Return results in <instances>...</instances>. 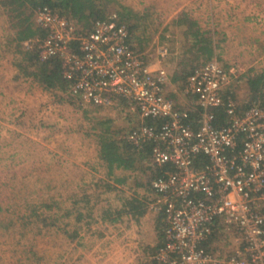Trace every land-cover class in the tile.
<instances>
[{
	"label": "built area",
	"instance_id": "obj_1",
	"mask_svg": "<svg viewBox=\"0 0 264 264\" xmlns=\"http://www.w3.org/2000/svg\"><path fill=\"white\" fill-rule=\"evenodd\" d=\"M34 20L45 35L23 47L36 44L41 62L60 59L67 96L82 108L126 102L139 124L119 138L136 147L152 142L151 164L171 165L151 182L157 200L148 209L162 210L165 218V240L153 258L159 264H264V108L238 110L223 94L231 78L216 58L191 71L182 93L192 100L177 105L164 91L167 72L152 69L131 47L116 13L90 29L47 6ZM215 108H223L224 124H215ZM192 111L196 128L188 121ZM216 219L235 243L231 252L208 247Z\"/></svg>",
	"mask_w": 264,
	"mask_h": 264
},
{
	"label": "rangeland",
	"instance_id": "obj_2",
	"mask_svg": "<svg viewBox=\"0 0 264 264\" xmlns=\"http://www.w3.org/2000/svg\"><path fill=\"white\" fill-rule=\"evenodd\" d=\"M117 2L120 6H127L134 13L147 17L150 24L147 29L153 30L159 26V30H162L166 22L178 16L173 12L185 4L188 16L182 18V23L176 26L169 22L163 33L166 35L165 40L158 41L155 38V42L165 48L171 44L173 53L174 48L178 51L177 54L169 55L171 58L169 67L168 57L161 60V65L167 70L169 78L174 76L172 71L174 65L186 62L183 53L179 52V46L183 45L185 40L188 45L189 34L210 31L215 27L214 24L217 26L216 30L224 32V35L222 33L216 35V40H221L216 49V56L220 61L216 59L223 66L225 64V68H233V71H229L230 78L233 79L235 76L239 78L241 72L249 73L246 70L253 57L257 61L254 64H258L254 68L264 70L263 49H258L249 58L251 52L249 44L238 46L233 40L234 32H241L244 39L249 37L253 30L249 25L255 28V32L260 30L264 32V0H117ZM253 4L257 13L252 12ZM216 8H226L229 12L219 14ZM219 18H222L223 22L218 21ZM243 18H253L255 23L247 22ZM6 20L0 8V264H125L122 260L123 254L117 245L121 237L134 230L130 225L135 226L137 222L128 221L124 216L127 213L125 212L121 215L122 222L111 224L110 228L107 226L109 224L102 221L101 214L106 210L111 212L120 210L124 200L129 196L128 192L131 191L127 187H124V191L118 189L119 185L115 183L116 187L109 190L97 188L99 192L87 186L79 187V177L86 178L88 172L78 170L79 166L76 163L77 160L82 159L80 162L85 160L84 157L91 151L88 145L83 153L77 151V147L90 145L95 141V138L88 135L93 134L89 130L90 125L88 126L89 116L101 117V120H107L110 116L111 120H115L116 126L125 120H117L107 112L93 114L89 112L90 109H81L75 100L72 101L63 92L54 90L43 92L41 86L31 77L17 79L22 76L17 75L18 69L15 65L17 55L13 53V47L6 44L4 38L10 30ZM143 31L146 32L145 27H141L140 36ZM149 32H146L147 35ZM259 37L263 38L261 44L263 45L264 33ZM157 57L161 59L158 55ZM246 79L247 77L239 81V98L246 96ZM186 97L184 95V98ZM42 102L54 105L51 111L46 109L47 105H42ZM174 103L182 106L175 101ZM39 105L42 106L39 108ZM48 111L50 114L46 115ZM61 114L66 117L61 118ZM93 125L95 124H91ZM76 126L77 130L74 129ZM100 127L103 132L102 126ZM121 128L123 131L129 129L126 125ZM78 143L82 145L77 146ZM102 178L101 171L95 172V179ZM144 192L139 191L141 194ZM147 194L149 197L147 201L155 204L157 194L153 190ZM84 195L88 196V206L92 208L89 210L93 215L91 224L89 218L73 220L79 212L86 213V209L83 208ZM47 198L57 202L55 204L53 202L48 210L41 208L42 201ZM77 200L79 202L74 204ZM31 205L42 210L40 217L47 219L39 223L24 219L20 210L28 212ZM68 210L71 211V217L65 216ZM153 212L155 211L151 209V213ZM153 218L154 216L149 215L146 225H141L149 237L155 235L152 233ZM64 228L70 232L76 230L78 236L72 240L64 232ZM108 229L119 235L108 234ZM135 233L138 234L136 231ZM225 237L226 239L224 234L219 232L216 238L208 243L209 249L231 252L235 243L230 240L229 234L228 238ZM94 240H99L102 246L98 253L99 257L94 256L92 249Z\"/></svg>",
	"mask_w": 264,
	"mask_h": 264
},
{
	"label": "trees",
	"instance_id": "obj_3",
	"mask_svg": "<svg viewBox=\"0 0 264 264\" xmlns=\"http://www.w3.org/2000/svg\"><path fill=\"white\" fill-rule=\"evenodd\" d=\"M44 6L49 7L54 12L65 16L69 20L75 22L76 26L80 28L90 29L92 24L97 19L106 17L109 13H116L118 21L127 27L128 31V42L133 49L136 51H143L147 48L148 43L151 42L149 39L141 40V36L138 33L141 27L147 28V19L137 13H134L132 9L127 6H120L117 0H0V8L5 14L7 24L10 30L13 31V37L8 45L14 47L15 55H17V61L15 65L18 69V73L22 77H31L37 84H39L44 90L58 89L67 95L68 83L63 78L61 73V62L58 57H53L47 61L41 62L38 59V51L36 44L30 50L23 49V42L30 38H42L45 35L43 29L35 26L34 16L38 8ZM184 15H179L177 25L182 23ZM190 38H188L187 50L189 56L186 62H180L177 66L179 75L177 78L184 85L187 76L191 71L199 66L203 60H209L214 57L213 48V37L210 31L203 30L193 32ZM220 61V59H218ZM239 80H235L231 85L223 90L225 96L229 95L237 104L238 110L247 109L250 106H260L264 108V71L255 73L253 76H248L247 92L245 98H239L238 90L240 88ZM69 99H71L69 97ZM215 124L221 125L226 121V116L223 108H215L213 110ZM189 122L193 120V127L198 126L197 112L192 111L189 115ZM151 123V120L147 121ZM100 126L105 128V133L110 132L106 130L108 123H100ZM116 134L120 133L116 131ZM100 158L104 161L106 168H108V175H112V170L115 164H120L123 168L131 170V177L137 180L138 174H143V177L138 180L139 186L145 189H151V182L158 176H160L165 169H171L169 163L163 167L153 165L150 162L152 142H145L142 146L136 147L124 140L116 139L110 141H101ZM199 160L205 161L204 155L200 154L197 156ZM137 173V174H134ZM116 183H123L125 180L122 177L113 178ZM110 183L107 184V189H110ZM114 187V186H113ZM152 190V189H151ZM87 195L82 198L86 213H81L73 218L74 221H81L85 218H89V224L93 221V215L90 213L92 210L91 206H88ZM57 203L54 199L47 198L42 201L43 209H50L52 204ZM79 200L75 201L77 204ZM149 201H145L140 197L131 196L126 198L123 202V206L120 210H114L113 212L106 210L105 213L101 214L102 221L105 223H115L120 220L122 213L127 212L131 214L135 219H139L148 210ZM1 208V207H0ZM53 208V207H52ZM90 210V211H89ZM22 217L27 218L29 222H43L47 218H41L38 207L33 205L30 206L28 212L20 210ZM66 217H71V211L68 210ZM58 218V217H57ZM88 224V225H89ZM213 232L209 242L216 238L217 234L222 229L219 219H216L212 224ZM164 229H165V218L164 212L159 210L156 212L155 219V231L157 236V245L153 250H157L164 243ZM64 232L72 239L78 236L76 230ZM208 242V243H209Z\"/></svg>",
	"mask_w": 264,
	"mask_h": 264
},
{
	"label": "crops",
	"instance_id": "obj_4",
	"mask_svg": "<svg viewBox=\"0 0 264 264\" xmlns=\"http://www.w3.org/2000/svg\"><path fill=\"white\" fill-rule=\"evenodd\" d=\"M181 9H184L185 11L181 10ZM251 9H252V12H256V7L254 4H253V7H251ZM216 11H218L219 14H226L227 11L229 12V9L216 8ZM173 13L175 15L177 13L178 16H175L176 17V18L174 17L175 19L173 18L172 20H169L168 22H166V24L163 25L162 30H159L160 26H159V28L158 27L155 28V30H153L151 28H148V29L146 28V32H149V31L150 32L147 35V33L145 31H143V34L141 36L142 40L149 39V37H151V42L148 44L147 48L141 52H143L145 54V58L147 60V63L149 64V66L152 69L163 68L167 72L165 67L161 65V60H165L168 57V67H169V62L171 61V58L169 55L170 54L172 55L174 53L175 54L178 53L176 48H174V53L172 52V45L171 44L166 45L167 48H165L164 46L159 45L158 43L155 42V38L158 41L165 40L164 36H166V35H164L163 33L166 30L169 22L170 23L172 22V24H175L176 26H178L177 21H179V20H177V19H178L179 15L183 14L184 15L183 17H185V18L188 16L186 9H185V4L181 5L180 8L175 10V12H173ZM219 14H217V15H219ZM243 20H246L247 22H251V21H253V18L252 19L243 18ZM243 20H241V22ZM218 21L223 22V19L219 18ZM146 23H147V26H150L148 21H146ZM217 23L218 22L216 21V24ZM253 23H255V22L253 21ZM6 25H8L7 20H6ZM214 26L217 27L215 24H214ZM249 26L251 27V29H253L251 31V35L249 37L247 36V38L244 39V35H241V32H234L235 36L233 37V40L236 42L235 44L238 46L240 44H246V43L249 44V46L251 48V50H250L251 52L249 53L250 54L249 58H250V56L254 52H256L258 49H263L262 53H264V43H263V45H261L263 42V38L260 39V37H259L264 32L261 30L259 32H257V31L255 32V28L252 25H249ZM215 27L212 28V30H210V32H211L212 37H213V40H212L213 41V48H214V57L213 58L218 59V57L216 56L217 55L216 49L219 47V42L221 40L217 41L216 35L218 33H222L224 35V32H222V30H216ZM138 33H140V31ZM12 34H13V31L8 30L7 34L4 36V38H6V44L7 45H8V41L10 42V40H12V37H13ZM223 41H224V38L222 39V42ZM187 46L188 45L186 44V40L184 41L183 45L179 46V49H180L179 52L183 53L185 61H187V58L189 56ZM23 49H24V47H23ZM13 50H14V47H13ZM163 51H164V53H166L164 56H163ZM13 53H15V52H13ZM157 55L161 59H158ZM206 60H203V61H206ZM250 60L251 61H249L250 63H249L248 69L246 70L249 73L241 72L239 74V78H240L239 81H241L245 77H248L250 73L252 74L250 76H253L255 73H259V72L264 71L262 69L257 70L256 68H254V66L258 65V64L257 65L254 64L257 62L255 57H253ZM177 66L178 65H174V69L172 70L174 73V76L172 78L171 77L169 78L168 72H167V76H168L167 82L169 84H167L164 87V91H165V94L169 98H171L172 100H174L177 103L182 104V106H183V105H186L188 102H190L192 99L188 96L186 98H184V95L182 93L183 84L180 82V79L177 78V75H179V71H177ZM224 66H225V64H224ZM225 69L228 72L233 71L232 70L233 68H231V67H228ZM17 75H19L18 72H17ZM17 79H27V77H22V78H17ZM237 79L238 78L236 76L233 79L231 78L229 84L225 88H227L229 85H231V83H233ZM50 90H53V89H50ZM50 90H44L43 89L41 91L48 92ZM54 91L55 92H62L58 89H56V90L54 89ZM227 96H229V95H227ZM28 101H32V100H28ZM40 101H39V103H40ZM57 104L62 105L59 102H57ZM57 104H56V106H59ZM42 105H47L46 109H49V111H51V109H52L51 107L54 106L48 102H42ZM42 105H39V108ZM80 108L81 109H86V108L90 109L89 112H91L93 114H96L98 112H104V113L107 112L110 115H112L113 117H115L117 120H125V121H123V122L120 121V124L118 126H116V125H114L115 120H111L110 116H108L109 119H107V120H101V117L96 118L94 116L93 117L89 116V118L87 119V121H89L88 126L90 125L89 130L93 134H88V135L95 138V141L90 145L85 144L83 147H77V151H79L81 153L86 151L87 145L91 148V151L87 154V156L84 157L85 160L80 162L82 160L81 159V160H77V162H76L77 166H79L78 170H84V172H88V176L86 178H82V176H81V178L79 177L80 183H78L79 184L78 186L81 188L87 186V187H90L93 190L99 192V189H97V188H104L105 189V188H107V184H109V183H111L110 187L114 188V187H116V185H114V183H115V184L119 185L118 189H122L124 191V187H127V189L129 191H131V192H128L129 196L127 198H129L131 196H136V197L141 196V198L143 200L147 201V199L149 197H148V194L146 195V193L150 192L151 189L150 188L145 189V188L139 186V183H138V180L143 177V174L139 173L138 174L139 177L137 178V180H135L134 178L131 177V170H127V169L123 168V166L120 164H115V166L112 170V173H111L112 175H108V168H106L104 161L100 158L101 157L100 156V148H101L100 142L105 141L104 138H106L108 141L113 140L114 138L120 139L119 138L120 134L119 133L116 134L115 130L121 132V131H123V128H121V127H123L125 125L129 129L137 126L139 124V121L137 120L138 117L132 114V112L130 110V106L126 102H121L120 106H113L112 108L98 107V106H88L85 108H82V107H80ZM49 111L46 112V115L50 114ZM65 117H66L65 115L61 114V118H65ZM81 121H83V120H81ZM101 122L109 124L108 126H106V130H109L110 132L105 133V128L103 126H102L103 132H101V130H100L101 129V127H100ZM80 123H82V122H80ZM93 123L95 125L91 126V124H93ZM77 128H78V126H76L74 129L77 130ZM79 141H80V139H79ZM81 145H82V143L77 144V146H81ZM97 171H101L103 173L102 179H95V172H97ZM134 174H137V173H134ZM115 177H122V179L125 180V182L116 183V181L113 179ZM113 185H114V187H113ZM140 190L145 191V192L141 194V193H139ZM149 215H150V217L154 216V218L152 219L153 220V222H152V228H153L152 233L153 232L155 233V235H151L150 237L147 235L148 233L145 230V228L144 227L142 228L143 225H146V220L149 217ZM124 216L126 217V219L128 221L129 220H130V222L135 221V222H137V224L135 226L130 225L132 228H134V230L128 231L125 234V236L121 237L120 241L117 245L119 247V249L121 250V253L123 254L122 260L125 262V264L126 263H131V264H159L153 258V254L156 251V250H153V248L157 245V236H156V231H155L156 213L155 212L151 213V209H150V210H147L143 216H140L139 219H135V217H133L131 214H128V213H126V215H124ZM122 218H123V216H120V220L118 222L106 223V224H109L107 226L110 227L111 224H117L119 222H122ZM149 224H150V222H149ZM138 228H140V229L142 228V230H140ZM112 231H113L112 229H108L107 232H109L108 234L114 233L116 235H119L118 233L112 232ZM135 231L138 234H136ZM113 237H115V236H113ZM111 239H113V238L111 237ZM75 242L79 243V241H75ZM101 247L102 246H101V243L99 242V240H94L93 247H92L93 252H94V256L99 257L98 253H99V251H101V249H100Z\"/></svg>",
	"mask_w": 264,
	"mask_h": 264
}]
</instances>
